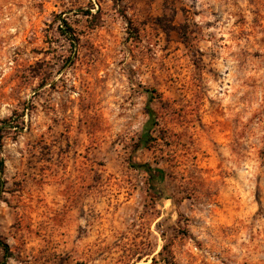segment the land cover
Listing matches in <instances>:
<instances>
[{
	"label": "rangeland",
	"instance_id": "1",
	"mask_svg": "<svg viewBox=\"0 0 264 264\" xmlns=\"http://www.w3.org/2000/svg\"><path fill=\"white\" fill-rule=\"evenodd\" d=\"M4 121L0 264H264V0H0Z\"/></svg>",
	"mask_w": 264,
	"mask_h": 264
},
{
	"label": "trees",
	"instance_id": "2",
	"mask_svg": "<svg viewBox=\"0 0 264 264\" xmlns=\"http://www.w3.org/2000/svg\"><path fill=\"white\" fill-rule=\"evenodd\" d=\"M64 22V27H66V29H68V31H71V28L69 27V25L66 23V21ZM66 33V30H63ZM156 93V92H154ZM157 95V94H156ZM153 98V97H152ZM149 115L151 117V119H155V113L149 109ZM4 127L0 128V193L2 192L3 186H4V182H2V176L4 174V170H5V161L2 157V141L4 138V135L2 134L3 129H5V126L7 125V122L4 121L3 122ZM150 133V131H149ZM151 139V135H144L141 138V147L148 146V143L150 142L149 140ZM136 170H141L144 171L145 173H147V175L149 176V188L151 189L152 192L156 193L162 183L165 181L166 178V174L163 168L161 167H156L153 168L152 165L150 164H133ZM0 247L4 250L5 252V258L8 257V254L10 252L9 250V246L4 243L2 240H0ZM167 251V245H164L162 250L155 255L152 259H151V264H173L172 261L170 260L173 259L172 257H170V253L168 252V255L166 256L165 252Z\"/></svg>",
	"mask_w": 264,
	"mask_h": 264
}]
</instances>
